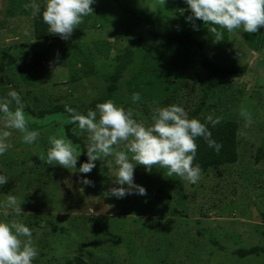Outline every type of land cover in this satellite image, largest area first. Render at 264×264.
<instances>
[{
    "label": "rangeland",
    "instance_id": "rangeland-1",
    "mask_svg": "<svg viewBox=\"0 0 264 264\" xmlns=\"http://www.w3.org/2000/svg\"><path fill=\"white\" fill-rule=\"evenodd\" d=\"M33 3L46 0H0V99L17 91L33 118L30 130L41 133L26 144L18 130L4 129L0 116V131L12 133L11 147L0 156V174L8 178L0 186V220L30 227L39 249L34 264H66L75 256L91 264H264V28L255 34L218 28L223 40L215 41L208 29L213 25L196 20L194 28L186 20L191 14L186 0H95L94 13L69 39H37L33 10L24 7ZM177 33L201 43L189 45L187 68L142 71L144 46ZM127 51L130 61L119 71L111 97L108 75L119 63L116 56ZM201 51L209 61L239 72L221 76L209 88L211 70L201 64ZM133 93L141 97L136 103ZM108 99L133 108L147 124L154 108L172 103L202 122L209 115L235 120L237 161L202 170L195 184L169 177L158 165L150 172L137 165L134 181L147 194L106 196L119 186L114 157L80 173L87 161V132L68 113L46 111L67 104L86 115ZM242 112L251 115L250 124ZM61 128L67 138L69 129L78 139H71L81 153L76 168L40 159ZM116 150L126 149L121 144ZM84 178L94 186L81 183ZM8 195L17 197L22 215L4 206Z\"/></svg>",
    "mask_w": 264,
    "mask_h": 264
},
{
    "label": "clouds",
    "instance_id": "clouds-1",
    "mask_svg": "<svg viewBox=\"0 0 264 264\" xmlns=\"http://www.w3.org/2000/svg\"><path fill=\"white\" fill-rule=\"evenodd\" d=\"M94 3L95 0H46L43 23L48 26L49 33L67 40L83 23V18L94 13ZM186 3L191 10L186 20L193 23L194 28L196 20L213 25L208 29L214 34L215 41L223 40V32L218 28L228 32L242 28L249 34L264 28V0H186ZM24 7L31 8L33 15L41 14L40 7L35 3L25 4ZM140 99L139 93L131 96L133 103ZM64 109L70 114L72 123L88 134L87 161L81 164L78 171L90 173L96 167V161L114 157L118 166L115 184L119 186L111 187L105 195L117 199L131 194H147L146 188L134 181L137 165L145 166L149 172L158 165L168 170L169 177L176 175L195 184L202 174L199 163L195 162L198 139L202 138L217 154L222 148V144L212 138L208 127L209 124L212 127L219 124L221 117L209 115L202 122L198 118H190L185 108L176 103L154 108L151 124L137 119L139 114L133 108L119 106L112 99L98 103L95 110L89 109L86 115L67 104ZM241 114L250 124L251 115L247 112ZM0 116L4 129L18 130L26 144L34 143L41 135L38 130H30L29 123L33 118L25 112L21 97L15 90L0 99ZM11 135L8 130L0 131V156L11 147L8 143ZM121 144L126 150H116ZM50 145L46 157L44 153L40 155L43 163L76 168L81 155L79 145L63 134V128L50 137ZM7 183V176L0 174V186ZM81 183L94 186L93 181L87 178ZM4 206L22 215L21 203L16 196L8 195ZM38 256L39 249L30 227L16 220H0V264H34Z\"/></svg>",
    "mask_w": 264,
    "mask_h": 264
},
{
    "label": "trees",
    "instance_id": "trees-1",
    "mask_svg": "<svg viewBox=\"0 0 264 264\" xmlns=\"http://www.w3.org/2000/svg\"><path fill=\"white\" fill-rule=\"evenodd\" d=\"M46 3L40 4V15H33V35L37 39L51 38L53 35L48 32V26L43 23L42 12L44 10ZM196 43L201 46L199 41L193 39L192 36L186 33L168 34L161 38L159 44L155 45H145L144 49L146 51L141 67L142 71H155L158 69H170V70H182L187 68L189 62L190 54V44ZM104 54H108L110 45H103ZM116 58L119 63L116 65V70L108 75V93L113 97L115 91V81L117 79L118 73L122 70L127 63H129L131 58V52L127 51L125 53L118 54ZM200 62L204 67H208L211 73L207 77V85L209 88L215 87L220 82V77L225 74L237 73L239 72L234 68H223L208 60L206 55L201 51ZM66 112L65 109H49L47 113L55 112ZM45 111H40L39 115L44 114ZM67 113V112H66ZM69 117L70 114L68 113ZM209 130L212 132V138L218 143L222 144V148L219 154L212 148H209L206 142L200 138L198 139V152L196 161L199 163L202 170L219 166L222 164L234 163L238 158V144H237V132H238V122L235 120H225L221 121L215 127L211 124L208 125ZM68 136L71 139L78 140L75 138L71 130L67 131ZM261 151L257 154V159L261 156ZM86 159L85 152L82 155V160ZM243 256L247 252L240 251ZM66 264H91L81 256H75L74 259H70Z\"/></svg>",
    "mask_w": 264,
    "mask_h": 264
}]
</instances>
